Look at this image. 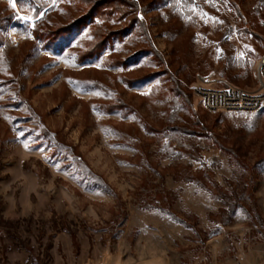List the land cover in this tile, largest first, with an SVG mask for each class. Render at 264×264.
Returning a JSON list of instances; mask_svg holds the SVG:
<instances>
[{
    "label": "rangeland",
    "instance_id": "obj_1",
    "mask_svg": "<svg viewBox=\"0 0 264 264\" xmlns=\"http://www.w3.org/2000/svg\"><path fill=\"white\" fill-rule=\"evenodd\" d=\"M263 57L264 0H0V264H264V108L192 90Z\"/></svg>",
    "mask_w": 264,
    "mask_h": 264
},
{
    "label": "built area",
    "instance_id": "obj_2",
    "mask_svg": "<svg viewBox=\"0 0 264 264\" xmlns=\"http://www.w3.org/2000/svg\"><path fill=\"white\" fill-rule=\"evenodd\" d=\"M258 91H248L233 84L223 87L206 86L207 79L198 77L192 87L197 107L211 113H255L264 108V57L256 64Z\"/></svg>",
    "mask_w": 264,
    "mask_h": 264
},
{
    "label": "trees",
    "instance_id": "obj_3",
    "mask_svg": "<svg viewBox=\"0 0 264 264\" xmlns=\"http://www.w3.org/2000/svg\"><path fill=\"white\" fill-rule=\"evenodd\" d=\"M191 94H192V93H191ZM191 96H192V95H191ZM221 211H222V212H226V210H224V209H221Z\"/></svg>",
    "mask_w": 264,
    "mask_h": 264
}]
</instances>
